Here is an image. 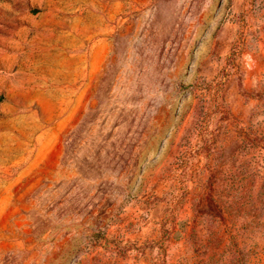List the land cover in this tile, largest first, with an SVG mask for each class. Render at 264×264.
Listing matches in <instances>:
<instances>
[{
  "label": "rangeland",
  "instance_id": "374dc122",
  "mask_svg": "<svg viewBox=\"0 0 264 264\" xmlns=\"http://www.w3.org/2000/svg\"><path fill=\"white\" fill-rule=\"evenodd\" d=\"M0 264H264V0H0Z\"/></svg>",
  "mask_w": 264,
  "mask_h": 264
}]
</instances>
